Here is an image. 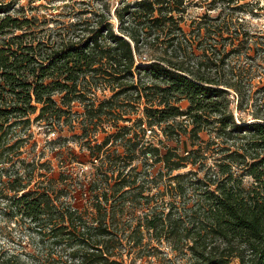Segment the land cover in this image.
<instances>
[{
	"label": "trees",
	"instance_id": "trees-1",
	"mask_svg": "<svg viewBox=\"0 0 264 264\" xmlns=\"http://www.w3.org/2000/svg\"><path fill=\"white\" fill-rule=\"evenodd\" d=\"M17 1L0 0V212L20 217L27 241L1 248L0 264H135L153 241L193 264H264V115L250 102L255 70L242 63L249 33L235 0H211L190 31V0H119L118 31L105 0L59 42L53 19ZM252 106L253 119L239 116ZM35 126L59 132L48 145L73 132L102 162L87 189L67 165L56 176ZM139 158L151 163L138 170ZM76 183L83 207L67 198Z\"/></svg>",
	"mask_w": 264,
	"mask_h": 264
},
{
	"label": "rangeland",
	"instance_id": "rangeland-1",
	"mask_svg": "<svg viewBox=\"0 0 264 264\" xmlns=\"http://www.w3.org/2000/svg\"><path fill=\"white\" fill-rule=\"evenodd\" d=\"M132 1V0H131ZM211 0H190V6L187 10L186 20L182 23L187 31H190L189 24L193 18L201 16L206 10L207 5ZM105 0H18L14 6L19 7L23 6L25 9V14L27 16H37L38 18L44 20L46 18L53 19L50 21L48 26L52 30L53 36L51 40L59 42L60 40H68L76 36L79 29L77 27L72 26V24L76 23L80 19L85 18H93L94 12L96 9H99V6L102 3H105ZM109 4V3H108ZM228 4V3H226ZM232 6H236V15L240 18V21L244 24V30H246L248 35L249 43L246 45V48L243 49V57L241 58L243 64H254L253 67L255 72L249 73L245 75V78L250 79L253 83V92L250 102L259 101L260 107L258 111L260 115H264V0H235L231 2ZM121 4L119 2L110 3L109 4V15L111 17V21L114 24L115 29L118 31L119 20L116 17L115 10L116 7H120ZM231 6V5H228ZM10 12L15 16H20L22 13L17 12L14 9H11ZM212 14H214L212 12ZM243 30V28H242ZM49 32V31H48ZM45 40L48 39L47 36H42ZM77 38V37H76ZM161 48V44L150 46L147 45L143 48L142 56L144 58L149 59L152 57L151 55L157 54V50ZM162 50V49H160ZM99 98L103 99L105 97H109L111 92L107 89L104 91H99ZM105 94V95H104ZM187 101H183L182 105L185 108L187 106ZM262 104V105H261ZM76 109H81L77 107ZM130 109V108H129ZM129 115L131 117H137L141 114V110L138 109L136 113H133L134 110H129ZM142 109V107H141ZM257 108L254 106L249 107L246 111L239 114L237 110L236 115L239 114L243 116V118L251 120L253 119V110ZM136 111V110H135ZM132 112V114H131ZM121 124L131 125L132 122H121ZM36 138L39 142L37 146V151L46 149V157L43 159H48L51 162V165L55 171L56 176L62 171V165L66 166L67 172H72L74 176L78 174L80 176V180L86 184L82 189H87L89 187L88 176L85 177L86 174L93 172L97 166L102 165L101 161H95V164L91 163L90 153L88 151L87 146L83 140H78L75 138L73 132H69L70 139L61 143V145L57 143H52L48 145L45 139L48 140H57L59 136V132H52L48 135L44 133L39 126L34 127ZM79 132H81L79 130ZM148 133V139L152 138V133L150 131ZM161 136V135H160ZM205 138H208L206 133L203 134ZM102 137V136H101ZM162 137V136H161ZM163 138V137H162ZM164 139V138H163ZM183 139H185L183 137ZM171 146H176L177 141L169 140L166 141ZM46 145V146H45ZM118 145V142H115L111 145L112 148ZM180 151L183 150L182 142L179 143ZM187 145L190 146V141L187 140ZM123 150V147H120ZM149 164L151 161H145L142 158L137 159L132 163L133 166H136L138 170H142L144 164ZM85 164V166H83ZM87 165V167H86ZM104 165H107L106 161ZM159 166V164H157ZM145 179V177H144ZM246 184H250L252 179L247 177L245 179ZM90 184V183H89ZM80 184L76 183V186L71 187L72 189H77L72 193V198L67 196L68 199L72 200V203L83 207L86 203H88L85 195H82V191L79 188ZM157 191V190H155ZM146 195V193H145ZM143 214V210L139 211V214ZM10 218L8 216H4L0 212V249L6 248L8 250H20L21 243L27 241V233L24 230V222L20 219V217ZM148 241L145 238V242ZM152 246H157V242L153 241L151 244V249H144V252H141L139 255L145 254L143 259L138 258L135 264H193V260L190 255L180 254L172 252L170 248L164 247V253L157 252ZM150 250V252H149ZM152 253V255H150ZM231 264H238V259H235Z\"/></svg>",
	"mask_w": 264,
	"mask_h": 264
},
{
	"label": "built area",
	"instance_id": "built-area-1",
	"mask_svg": "<svg viewBox=\"0 0 264 264\" xmlns=\"http://www.w3.org/2000/svg\"><path fill=\"white\" fill-rule=\"evenodd\" d=\"M108 3H115V2H119V0H106ZM85 166V165H84ZM86 167H87V165H86Z\"/></svg>",
	"mask_w": 264,
	"mask_h": 264
}]
</instances>
